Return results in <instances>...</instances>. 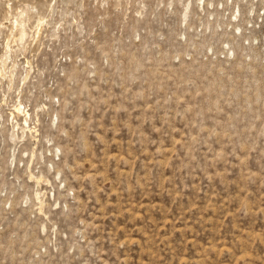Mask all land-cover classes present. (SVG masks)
Wrapping results in <instances>:
<instances>
[{"label":"rangeland","instance_id":"obj_1","mask_svg":"<svg viewBox=\"0 0 264 264\" xmlns=\"http://www.w3.org/2000/svg\"><path fill=\"white\" fill-rule=\"evenodd\" d=\"M246 260L264 0H0V264Z\"/></svg>","mask_w":264,"mask_h":264},{"label":"clouds","instance_id":"obj_2","mask_svg":"<svg viewBox=\"0 0 264 264\" xmlns=\"http://www.w3.org/2000/svg\"><path fill=\"white\" fill-rule=\"evenodd\" d=\"M245 248H246V245H245ZM154 264H158V262H154ZM243 264H254L253 261H244Z\"/></svg>","mask_w":264,"mask_h":264}]
</instances>
